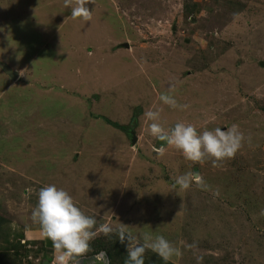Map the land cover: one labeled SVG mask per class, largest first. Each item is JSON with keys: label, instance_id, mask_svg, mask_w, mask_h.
<instances>
[{"label": "rangeland", "instance_id": "374dc122", "mask_svg": "<svg viewBox=\"0 0 264 264\" xmlns=\"http://www.w3.org/2000/svg\"><path fill=\"white\" fill-rule=\"evenodd\" d=\"M88 7L84 22L63 0H0V264H46L25 233L47 184L68 191L97 227L121 222L182 247L171 264H264V0ZM170 83L186 110L159 101ZM157 108L166 128L235 124L246 139L219 166L193 164L149 135L144 112ZM188 172L207 190L196 180L174 188ZM10 240L17 251L5 248ZM91 248L110 264L126 251L103 234Z\"/></svg>", "mask_w": 264, "mask_h": 264}, {"label": "clouds", "instance_id": "9594fccd", "mask_svg": "<svg viewBox=\"0 0 264 264\" xmlns=\"http://www.w3.org/2000/svg\"><path fill=\"white\" fill-rule=\"evenodd\" d=\"M64 7L71 10L73 19L89 22L93 19V12L88 5L95 0H63ZM175 83H170L167 90L159 96V101L173 109L186 110L189 105L179 104L175 98ZM148 121L147 131L156 140L168 147L179 151L183 158L193 164H202L211 161L212 165L219 166L226 160L235 157L242 147L245 136L239 126L221 129H204L199 131L193 124L183 121L176 122L166 128L161 123V109H150L144 112ZM250 141V137L247 138ZM161 155L164 148L159 149ZM196 180L198 186L207 190L208 186L202 178L197 180L193 173L188 172L174 178L173 187L180 191H187ZM218 195L219 193H214ZM30 219L38 226L42 236L52 245V264H80L92 251L91 242L98 235L107 238L113 235L126 246L127 259L125 264H144L147 251L169 262L183 256L182 247L175 245L163 235L153 236L150 232L133 233L131 225L119 223L113 227L105 223L97 227L94 216L86 215L78 206L73 196L64 188L55 184L42 186L37 192V202L31 210ZM189 250L195 249V243L186 244ZM102 255V254H101ZM202 257H197V264H201Z\"/></svg>", "mask_w": 264, "mask_h": 264}, {"label": "crops", "instance_id": "0c3cea01", "mask_svg": "<svg viewBox=\"0 0 264 264\" xmlns=\"http://www.w3.org/2000/svg\"><path fill=\"white\" fill-rule=\"evenodd\" d=\"M28 234H30L32 238H28ZM25 235L28 240H37L39 242V244L41 245V251L43 250L44 256L48 261H45V263L52 264L53 257L51 242L42 236L38 226H33L30 228L28 227V229H26ZM95 250L92 249V251L88 254V257L82 259L80 264H110L108 256L104 251H100L98 248H96Z\"/></svg>", "mask_w": 264, "mask_h": 264}, {"label": "trees", "instance_id": "16d2710c", "mask_svg": "<svg viewBox=\"0 0 264 264\" xmlns=\"http://www.w3.org/2000/svg\"><path fill=\"white\" fill-rule=\"evenodd\" d=\"M117 126V125H116ZM119 126V125H118ZM3 220L2 218L0 217V225L2 224ZM115 240L117 243H119V241H117L116 237H115ZM16 245H14V243H12V241H8V245L5 247L9 252L14 250L17 251V249L19 248L18 246L15 247ZM121 247V246H120ZM96 252V250H95ZM93 252V253H95ZM150 252V255L148 256H145V261H144V264H166L165 261H163L159 256H157L155 253ZM92 254V253H91ZM119 255V258H120V264H125V260L127 259V253L125 250H120V252L118 253ZM15 257H17V255H14ZM111 258V256H110ZM111 262V261H110ZM112 263V262H111ZM13 264V263H12ZM167 264H171L170 262H167Z\"/></svg>", "mask_w": 264, "mask_h": 264}, {"label": "water", "instance_id": "95a60500", "mask_svg": "<svg viewBox=\"0 0 264 264\" xmlns=\"http://www.w3.org/2000/svg\"><path fill=\"white\" fill-rule=\"evenodd\" d=\"M121 45H122L123 47H126V48L129 46L127 42L121 43ZM260 64H261V65H264V62L261 61ZM2 67H3V69L5 70V72L7 73V75H8L11 79H16V78L18 77V74H17L14 70H12L9 66L3 64ZM134 141H135V136L133 135L131 142L133 143Z\"/></svg>", "mask_w": 264, "mask_h": 264}]
</instances>
